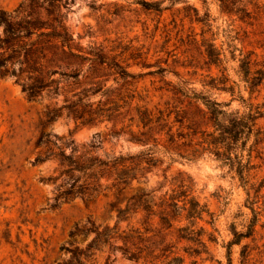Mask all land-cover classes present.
<instances>
[{"label":"rangeland","instance_id":"1","mask_svg":"<svg viewBox=\"0 0 264 264\" xmlns=\"http://www.w3.org/2000/svg\"><path fill=\"white\" fill-rule=\"evenodd\" d=\"M234 1L246 10L243 17L222 13L219 0H75L68 25L84 47L103 49L136 76L130 89L145 102L137 98L133 106L164 104L173 98L174 88L183 87L229 104V112H243L240 96L264 103V0ZM22 2L0 0V11L13 12ZM212 45L221 53L218 64L212 63ZM243 60L251 62L248 76ZM115 77L108 86L120 88L123 82L116 83ZM256 79L262 82L251 94L247 81ZM51 102L56 100L31 101L14 78H0V264H62L70 257L63 247L76 241L85 248L95 237H71L77 226L89 222L117 227L118 235L131 229L143 233L139 242L149 248L154 264H264V140L246 186L215 157L189 162L157 151L159 166L134 181L123 197L141 189L160 204L182 173L195 185V196L205 209L202 219L194 227L185 218L177 219L168 229L159 217L140 211L119 221L112 207L117 200L112 180L103 179L101 191L91 199L66 201L61 197L66 186L59 163H35L44 148H38L37 141L42 131L59 138L72 135L87 146L100 143V156L136 155L144 148L123 135L112 138V132L123 127L120 120L76 130L71 118H62L43 130ZM258 125L264 138V117ZM125 206L126 200L118 204ZM180 227L190 229L180 232ZM124 243L118 236L97 251L91 263L136 264L123 254Z\"/></svg>","mask_w":264,"mask_h":264},{"label":"trees","instance_id":"2","mask_svg":"<svg viewBox=\"0 0 264 264\" xmlns=\"http://www.w3.org/2000/svg\"><path fill=\"white\" fill-rule=\"evenodd\" d=\"M222 13L246 14L234 0H219ZM75 0H23L13 12L0 11V78H14L31 101L48 97L51 102L44 113L43 130L62 118H71L76 130L103 124H123L120 131L114 130L112 138L126 137L127 142L143 147L136 155L97 153L99 145L78 143L69 137L52 136L42 131L37 147H44L35 163L54 160L59 163L66 188L61 197L72 201L77 197L91 199L98 194L102 180H112L117 189V200L112 207L117 210L119 221L132 214L145 211L150 217L157 216L165 228H172L177 219L187 220L194 227L205 213L195 196V185L182 173L174 178L172 193L160 204L144 190L138 189L129 198L123 197L126 188L139 181L161 163L156 158L162 150L172 159L197 162L206 156L215 157L234 173L246 186L256 168L254 158L259 156L263 143L258 121L264 117V103L255 104L252 98L239 100L245 111L229 112V104L221 103L194 89L174 88L173 98L153 107L149 104L133 106L135 99L144 101L131 90L136 76L129 73L115 57L103 49L87 48L78 42L68 25L69 12ZM145 6L151 3L142 1ZM212 63L221 62V53L212 45ZM214 50V51H213ZM245 76L250 72V61H242ZM111 76H116L120 88L108 86ZM216 83L217 79H212ZM215 81V82H214ZM251 94L262 81H247ZM225 84V83H222ZM224 91H230L227 87ZM233 92V91H232ZM100 96L99 101L93 98ZM62 103H59V99ZM129 124L125 125L127 117ZM255 154H257L255 156ZM110 186H106L108 189ZM126 200L124 208L118 204ZM183 202V206L179 203ZM190 228L180 227V232ZM117 227L101 228L89 222L77 226L71 233L95 234L85 247L69 243L63 250L70 257L62 264H92L97 251L121 236L125 257L139 264H154L148 247L139 242L143 233L131 229L118 235ZM118 235V236H116ZM251 236V235H250ZM182 238L191 240L190 237ZM231 264V263H230Z\"/></svg>","mask_w":264,"mask_h":264}]
</instances>
